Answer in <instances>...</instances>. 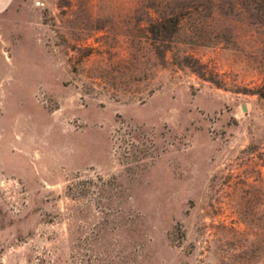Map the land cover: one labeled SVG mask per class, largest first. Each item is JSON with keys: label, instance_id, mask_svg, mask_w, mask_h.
I'll list each match as a JSON object with an SVG mask.
<instances>
[{"label": "rangeland", "instance_id": "374dc122", "mask_svg": "<svg viewBox=\"0 0 264 264\" xmlns=\"http://www.w3.org/2000/svg\"><path fill=\"white\" fill-rule=\"evenodd\" d=\"M0 264H264V0H13Z\"/></svg>", "mask_w": 264, "mask_h": 264}, {"label": "crops", "instance_id": "0c3cea01", "mask_svg": "<svg viewBox=\"0 0 264 264\" xmlns=\"http://www.w3.org/2000/svg\"><path fill=\"white\" fill-rule=\"evenodd\" d=\"M12 2L13 0H0V13L8 9Z\"/></svg>", "mask_w": 264, "mask_h": 264}]
</instances>
